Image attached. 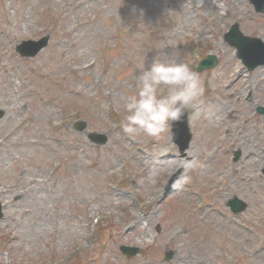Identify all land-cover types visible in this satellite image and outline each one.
Wrapping results in <instances>:
<instances>
[{
    "label": "rangeland",
    "instance_id": "obj_1",
    "mask_svg": "<svg viewBox=\"0 0 264 264\" xmlns=\"http://www.w3.org/2000/svg\"><path fill=\"white\" fill-rule=\"evenodd\" d=\"M237 4L236 0H0V264H73L72 250L84 243L89 219L107 213L110 220L97 231L102 246L81 255L80 264H167L159 254L166 248L174 251L171 264H191L190 255L192 262L215 264L214 259L220 256L223 261L239 245L236 232L245 228L253 229L250 236L256 248L264 247V176L257 174H262L264 161L256 167L246 155L242 163L232 164L222 187L216 190L208 184V192L202 187L205 175L214 185L219 181L220 165L212 164L209 156L219 143L220 128H231L225 145L257 144L256 151L264 152V120L253 113L256 106H264V67L259 68L260 86L255 88L260 96L253 101L237 98L243 79L231 75L240 66L234 49L219 39V31L233 21L244 33L264 39V16L245 0L242 12H230ZM46 18L55 25L52 32L41 28L51 25ZM205 27L202 50L213 51L218 63L198 74L205 107H198L190 118L195 132L192 162L170 197L178 199V212L175 217L166 215L156 205L150 219L147 213L153 206L143 215L126 213L119 205L130 207L133 192L142 200L154 194L150 164L160 153L158 141L166 135L154 139V144L142 136H129L121 126L119 105L134 92L142 65L162 52L188 59V49L198 39L188 40L187 35ZM45 33L48 44L35 58L24 60L13 54L12 44ZM93 58L96 65L83 70ZM74 107H79V115L72 121L84 119L87 130L104 133L105 146L93 147L79 134L63 129L60 118ZM210 111L213 117L206 118ZM239 127L243 130L238 133ZM219 154L220 163L224 162L226 154ZM118 166L123 170L118 171ZM118 173L143 181L140 194L134 190L126 197L117 196L122 185L116 192L110 190L108 183ZM185 186L190 189L187 193ZM191 190L199 194L190 195ZM199 195L212 202L206 204L202 198L199 213L214 209V215L209 212L206 222H200L201 217L195 221L194 216L179 224L183 210L194 208ZM233 195L247 205L237 219L224 205ZM133 215L139 216L134 230L132 223L125 225ZM224 218L237 220L242 230L228 227L226 231ZM198 227L202 230L195 231ZM207 233H211L210 245ZM119 244L139 246L144 253L125 259L117 252ZM253 264H264L263 250H258Z\"/></svg>",
    "mask_w": 264,
    "mask_h": 264
},
{
    "label": "clouds",
    "instance_id": "obj_2",
    "mask_svg": "<svg viewBox=\"0 0 264 264\" xmlns=\"http://www.w3.org/2000/svg\"><path fill=\"white\" fill-rule=\"evenodd\" d=\"M204 86L190 65L176 55L158 53L136 76L135 89L119 105L121 126L129 136L159 140L169 134L189 107L201 105ZM176 167H190L179 161Z\"/></svg>",
    "mask_w": 264,
    "mask_h": 264
},
{
    "label": "water",
    "instance_id": "obj_3",
    "mask_svg": "<svg viewBox=\"0 0 264 264\" xmlns=\"http://www.w3.org/2000/svg\"><path fill=\"white\" fill-rule=\"evenodd\" d=\"M255 3L258 4L257 2H255ZM237 36H238V34H237ZM238 37H239V36H238ZM231 43H232V44H236V42H233V41H231Z\"/></svg>",
    "mask_w": 264,
    "mask_h": 264
}]
</instances>
